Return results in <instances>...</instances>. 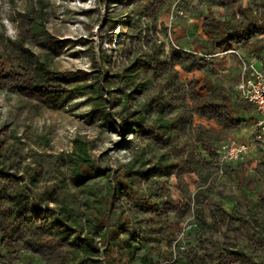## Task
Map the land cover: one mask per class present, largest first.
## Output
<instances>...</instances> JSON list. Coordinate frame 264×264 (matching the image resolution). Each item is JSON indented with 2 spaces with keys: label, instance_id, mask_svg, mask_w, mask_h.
Here are the masks:
<instances>
[{
  "label": "rangeland",
  "instance_id": "374dc122",
  "mask_svg": "<svg viewBox=\"0 0 264 264\" xmlns=\"http://www.w3.org/2000/svg\"><path fill=\"white\" fill-rule=\"evenodd\" d=\"M246 27L264 0H0V264H264V150L217 56ZM229 132L255 155L219 177Z\"/></svg>",
  "mask_w": 264,
  "mask_h": 264
},
{
  "label": "built area",
  "instance_id": "2783aa9c",
  "mask_svg": "<svg viewBox=\"0 0 264 264\" xmlns=\"http://www.w3.org/2000/svg\"><path fill=\"white\" fill-rule=\"evenodd\" d=\"M175 14V15H174ZM179 15L177 11H171L170 21ZM234 55L238 60L239 74L234 85V91L237 98L254 107L255 118V136L253 143L264 147V70L262 64L249 63L239 50L229 48L217 56ZM246 147L232 139L224 141L216 155V175H223V166L240 160Z\"/></svg>",
  "mask_w": 264,
  "mask_h": 264
},
{
  "label": "crops",
  "instance_id": "0c3cea01",
  "mask_svg": "<svg viewBox=\"0 0 264 264\" xmlns=\"http://www.w3.org/2000/svg\"><path fill=\"white\" fill-rule=\"evenodd\" d=\"M206 9L208 11V8H206ZM215 12L217 14H222L223 13V10L221 8H219L218 10L215 9ZM227 16H225V18H224V20L226 22H228V20H229V17H227ZM251 32L252 31L250 30V27H248V28L246 27L245 28V33H246V35H248V37L245 40L247 41V43L249 45L252 44L250 40H252V38H253L252 37L253 36L252 34H254L253 32L252 33ZM254 35L255 36H258V38H259V43L258 44L255 43V45L259 46V49H256L254 51H249V52H247V51L245 52V51L241 50V54L246 58V60L249 63H254V64L261 63L262 66H263L262 67V70H264V46H263L264 45V40H263L264 39V33L257 32V34H254ZM261 40H262V42H260ZM217 44H219V46L224 45L223 43H217ZM251 46H254V44H252ZM260 46H261V48H260ZM223 56H225V57L219 56V58L222 60V61L219 62L220 65H221V67H220L221 68L220 73L221 74H225V73L230 72L231 74H233V78H234L233 82H236L237 79H238V74H239V68H238V64H237V59L233 55H229V56L228 55H223ZM244 104L250 106L254 110V107L252 105L247 104V103H244ZM221 106H222L221 108H223L225 110L229 108V106L228 105H225V104H222ZM253 114H254V117H253V121L252 122L254 123V120L256 118L255 117V110L253 111ZM229 115L230 114H227L228 117H229ZM224 126L225 125L223 123H220V125L218 126V128L216 127V131H218L217 134H220L221 135L223 130L224 131H227L226 128L223 129ZM253 130H254V135H253L252 138H254L255 133H256L254 124H253ZM229 131H231V130H229ZM230 135H231V137L228 138V139H232V140L236 141L237 143L242 144V145H244L246 147V145H245L246 143H244L243 141H241L238 138H235L232 133H230ZM226 140H224V141H226ZM262 149L264 150V147H262ZM249 152L250 151H248V149L245 150L244 153L242 154V156H241V158H240L239 161L232 162V163H229V164L224 165L223 166V173L226 175V173H227V170L226 169H227V166L228 165H232V164H236L238 162H241L243 160V158H245V156L248 155V154L251 155L252 153H254V155H255V152H251V153H249ZM219 177H222V176H219ZM146 254H145V257H143V259H142V264H156V263H154V259L148 257ZM155 259L157 261V256H155Z\"/></svg>",
  "mask_w": 264,
  "mask_h": 264
}]
</instances>
